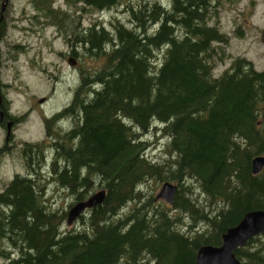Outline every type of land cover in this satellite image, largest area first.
<instances>
[{"label":"trees","instance_id":"trees-1","mask_svg":"<svg viewBox=\"0 0 264 264\" xmlns=\"http://www.w3.org/2000/svg\"><path fill=\"white\" fill-rule=\"evenodd\" d=\"M70 1L102 12L121 4ZM215 1H140L125 7L128 24L115 17L111 29L92 23L79 32L73 45L103 64L83 74L71 103L45 120L48 143L23 144L27 174L0 190L7 264H195L201 246L221 245L245 213L264 209V168L251 170L252 159L264 156V68L237 56L213 74L229 41ZM63 116L75 125L53 130ZM157 130L167 157L152 160L145 136ZM45 166L72 197L68 208L100 189L103 202L68 226V209L53 208L40 182ZM166 181L177 185L170 204L150 186ZM235 256L264 264V231Z\"/></svg>","mask_w":264,"mask_h":264},{"label":"rangeland","instance_id":"rangeland-1","mask_svg":"<svg viewBox=\"0 0 264 264\" xmlns=\"http://www.w3.org/2000/svg\"><path fill=\"white\" fill-rule=\"evenodd\" d=\"M140 1L146 0H121L117 9L114 7L104 12L78 2L71 3L70 0L0 1V5L1 2L4 4L2 11L0 7L3 21L0 92L4 106L14 118L9 121L11 136L8 141L6 126L0 123V190L15 174H27L23 144L45 141L48 132L45 120L71 103L83 74L87 75L102 66V57L90 56L82 46L73 45L79 32L92 23L111 29V21L115 17L128 24L125 7L137 5ZM215 7L217 25L229 41L224 47L223 60L215 61L213 74L220 75L237 56L252 61L256 69H263L264 44L260 32L264 27V0H216ZM52 8L53 19L49 17V9ZM212 23H215L214 18L210 21ZM72 49L78 55L75 56L77 63L74 66L68 64V53ZM74 125L73 118L63 116L60 120H53L49 126L53 130L59 126L69 130ZM145 137L149 141L145 153L148 158L161 160L167 157L164 151L167 138L162 131L150 132ZM45 142L48 143L47 140ZM45 159L46 164L51 162L52 150L47 151ZM43 175L40 182L47 186L46 196L52 207L69 210L73 205L68 208L72 197L52 181L47 166ZM150 186L157 195L161 184L154 187L150 183ZM1 246L7 245L0 242ZM8 249L11 250L10 256L16 254L11 247L6 248L10 251ZM7 261L0 256V264H7Z\"/></svg>","mask_w":264,"mask_h":264},{"label":"water","instance_id":"water-1","mask_svg":"<svg viewBox=\"0 0 264 264\" xmlns=\"http://www.w3.org/2000/svg\"><path fill=\"white\" fill-rule=\"evenodd\" d=\"M6 3L7 0H4ZM3 3L1 11L3 10ZM0 19L1 16H0ZM260 38L264 44V27L261 30ZM68 64L74 66L76 59L74 57L68 58ZM1 92H0V122L3 121L4 115L1 110ZM41 99L40 101H42ZM11 122L6 125V141L11 136L10 130ZM264 168V156L259 155L252 159L251 170L253 174H257ZM177 185L169 181L164 182L156 197L163 199L167 203H172ZM105 190L100 189L91 194L87 199L74 203L68 210L66 215V224L71 226L77 220L82 212L87 208L95 207L101 204L105 198ZM264 231V209L252 210L244 214L242 219L235 225L227 229L222 235V243L219 246L203 245L197 253L195 264H241L235 256V250L242 247L246 242Z\"/></svg>","mask_w":264,"mask_h":264},{"label":"flooded vegetation","instance_id":"flooded-vegetation-1","mask_svg":"<svg viewBox=\"0 0 264 264\" xmlns=\"http://www.w3.org/2000/svg\"><path fill=\"white\" fill-rule=\"evenodd\" d=\"M70 56H73V55L71 54V52L68 53V57H70ZM73 57H74V56H73ZM74 58H75V57H74ZM75 59H76V58H75ZM76 63H77V59H76ZM1 95H2V94H1ZM1 98H2V100H3V96H1ZM2 100H1V110H2V112H3L4 118H3V121L0 122V123H1V124H4V125L6 126L7 122H9L10 119H14V118H12V117L10 116V114H9V112H7V110H6L7 113L5 112V110H4L5 106H4ZM13 122H14V121H13ZM6 146H8V144L5 145L4 147H6ZM3 149H4V148H3Z\"/></svg>","mask_w":264,"mask_h":264}]
</instances>
